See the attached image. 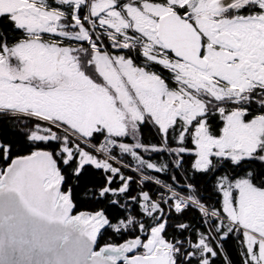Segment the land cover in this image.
Returning a JSON list of instances; mask_svg holds the SVG:
<instances>
[{
  "label": "snow or ice",
  "instance_id": "6c2138e0",
  "mask_svg": "<svg viewBox=\"0 0 264 264\" xmlns=\"http://www.w3.org/2000/svg\"><path fill=\"white\" fill-rule=\"evenodd\" d=\"M0 123V264H264V0H0Z\"/></svg>",
  "mask_w": 264,
  "mask_h": 264
},
{
  "label": "trees",
  "instance_id": "16d2710c",
  "mask_svg": "<svg viewBox=\"0 0 264 264\" xmlns=\"http://www.w3.org/2000/svg\"><path fill=\"white\" fill-rule=\"evenodd\" d=\"M144 129L146 130V134L144 135L145 142L154 143L158 141V137H155L154 133L150 132L148 127H145ZM24 130L25 129L22 124L0 123V136L7 140L17 139V133H22ZM25 151H27V149H25ZM99 175V173H96L93 178L98 179ZM84 207H86V205H80L81 209ZM223 250L227 257L231 260L232 264H242L240 245L235 235L223 242ZM216 264H224L223 256L217 258Z\"/></svg>",
  "mask_w": 264,
  "mask_h": 264
},
{
  "label": "flooded vegetation",
  "instance_id": "af4514ba",
  "mask_svg": "<svg viewBox=\"0 0 264 264\" xmlns=\"http://www.w3.org/2000/svg\"><path fill=\"white\" fill-rule=\"evenodd\" d=\"M109 47H110V46H109ZM156 70H157V71H164V74H165V75H167V74H168V73H167L165 70H163V69H160V68H159V66H157ZM145 131H146V130L144 129V135L146 134V132H145Z\"/></svg>",
  "mask_w": 264,
  "mask_h": 264
}]
</instances>
